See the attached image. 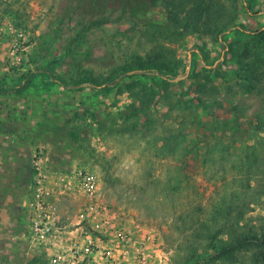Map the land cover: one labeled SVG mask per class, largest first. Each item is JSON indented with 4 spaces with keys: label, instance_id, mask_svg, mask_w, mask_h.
Segmentation results:
<instances>
[{
    "label": "rangeland",
    "instance_id": "obj_1",
    "mask_svg": "<svg viewBox=\"0 0 264 264\" xmlns=\"http://www.w3.org/2000/svg\"><path fill=\"white\" fill-rule=\"evenodd\" d=\"M167 1L0 0V85L32 80L0 103L33 105L9 116L31 119L60 167L96 173L105 203L158 232L167 264H249L211 260L202 227L188 221L196 205L239 189L241 222L264 224V0H205L222 28L214 35L169 18L192 0ZM19 31L25 48L13 53ZM139 60L161 61L168 74L120 76ZM54 76L116 83L74 90Z\"/></svg>",
    "mask_w": 264,
    "mask_h": 264
},
{
    "label": "built area",
    "instance_id": "obj_2",
    "mask_svg": "<svg viewBox=\"0 0 264 264\" xmlns=\"http://www.w3.org/2000/svg\"><path fill=\"white\" fill-rule=\"evenodd\" d=\"M24 43L25 34L19 31L12 52L24 49ZM47 180L39 176L32 186L31 238L35 244L65 241L67 246L58 248L44 264H167L158 232L105 203L96 173L74 165L54 183ZM72 194H79L83 203L73 215L77 234L66 238L52 198Z\"/></svg>",
    "mask_w": 264,
    "mask_h": 264
},
{
    "label": "crops",
    "instance_id": "obj_3",
    "mask_svg": "<svg viewBox=\"0 0 264 264\" xmlns=\"http://www.w3.org/2000/svg\"><path fill=\"white\" fill-rule=\"evenodd\" d=\"M1 63L3 57H0ZM12 109L31 113L33 105L0 103V264H44L58 248L67 244L65 241L38 244L32 241L29 205L32 186L39 176H45L48 182L54 183L74 164L60 167L59 159L63 157L60 152L47 147L49 145L34 136L35 126L31 119L9 116ZM11 124L13 128H9ZM52 199L57 207L58 226L65 230L66 238L75 236L78 229L73 215L79 207V194ZM72 205L77 208L70 215L69 207Z\"/></svg>",
    "mask_w": 264,
    "mask_h": 264
},
{
    "label": "trees",
    "instance_id": "obj_4",
    "mask_svg": "<svg viewBox=\"0 0 264 264\" xmlns=\"http://www.w3.org/2000/svg\"><path fill=\"white\" fill-rule=\"evenodd\" d=\"M174 0H168L167 5H171ZM169 18L180 23V27L184 30H191L196 32H203L204 34H218L222 32V28L219 25V17H217L211 6L206 3L205 0H192L189 7H187L181 17H175L172 13H169ZM257 41L264 43V30L258 34ZM168 67L161 61L148 60V61H135L129 68H125L120 76H133L137 73H156L160 76L167 75ZM49 70H43L44 75H48ZM51 78L52 73L49 72ZM62 85L74 90H80L85 84L95 90L109 89L116 83L115 79L108 77L102 87L96 86L98 81L92 77H85L81 81L74 85H68L60 77L54 76ZM32 84L31 75H27L23 78L22 82L13 89H5L0 85V94H21L28 89ZM216 109L211 108V111ZM253 155V152L250 154ZM254 157L253 161L255 162ZM252 161V162H253ZM251 164V163H250ZM247 170L243 173V178L249 180L251 178L250 166L247 164ZM242 189V187H240ZM243 190V189H242ZM238 189L231 190L227 195H222L217 201L210 205H196L195 210L192 211V215L188 213L192 222L188 221V225L192 226L197 223L202 227L204 232L205 247H208L210 253L207 255L211 260H224L231 263L242 262L247 259L249 264H264V224H259L256 228L254 223L241 222L245 212L243 205H239L242 197ZM244 194V193H243ZM242 204V203H241ZM186 214V213H185ZM258 219H263L262 216H258ZM233 223H235L233 225ZM187 224V221H186ZM225 232V233H224ZM223 234L224 236L220 237Z\"/></svg>",
    "mask_w": 264,
    "mask_h": 264
}]
</instances>
